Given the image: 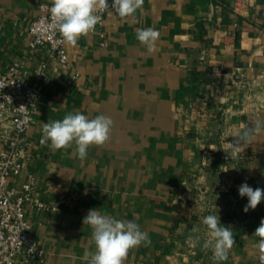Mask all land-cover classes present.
Segmentation results:
<instances>
[{
  "label": "crops",
  "instance_id": "0c3cea01",
  "mask_svg": "<svg viewBox=\"0 0 264 264\" xmlns=\"http://www.w3.org/2000/svg\"><path fill=\"white\" fill-rule=\"evenodd\" d=\"M40 1L0 0V74L19 61L32 80L33 67L48 60L51 77L39 85L26 132L28 163L17 183L31 173L38 197L68 199L56 211L25 207L44 251L29 264H87L84 254L94 245L82 221L91 209L133 220L150 238L149 246L129 250L124 264H214L201 247V220L209 214L236 240L219 264H260L254 232L264 198L245 213L248 198L238 189L247 183L264 190V132L235 156L228 143L241 124L264 120V0H144L126 18L108 10L103 36L95 29L75 46L65 44L66 68L29 45L28 22ZM149 27L160 33L154 53L135 38ZM76 112L114 121L111 139L89 147L83 161L75 145L53 150L41 143L43 123ZM10 133L0 117V148ZM196 235L201 245L193 246Z\"/></svg>",
  "mask_w": 264,
  "mask_h": 264
},
{
  "label": "clouds",
  "instance_id": "9594fccd",
  "mask_svg": "<svg viewBox=\"0 0 264 264\" xmlns=\"http://www.w3.org/2000/svg\"><path fill=\"white\" fill-rule=\"evenodd\" d=\"M51 4L50 13L55 27L64 42L75 46L82 36H87L101 23V13L111 8L121 18L130 17L143 9L144 0H112L111 5L108 0H51ZM159 36V31L151 27L137 29L135 34L136 40L146 46L150 53L157 51ZM113 128L114 121L103 114L89 119L80 112L68 113L61 120L42 124L41 143L53 150L75 145L78 158L83 161L89 147L103 146L111 139ZM262 132L264 120H254L251 125L241 124L231 132L229 135L235 137V140L228 143V146L233 149V156L244 151V145L251 144L254 137ZM238 191L241 197L248 198V203L243 208L245 213L250 209L254 210L264 198V190H254L247 183L240 185ZM82 222L92 229L90 243L94 245V251L89 250L84 254L87 264H124L129 250L141 244H151L147 233L133 220H120L91 209ZM201 223L206 226V238L201 245L199 235L190 236L193 246L201 245L203 250H210L214 264L227 260L236 242L233 231L223 226L219 216L215 214L203 217ZM180 227L182 229L185 225L182 223ZM254 235L259 238L254 247L258 251L260 264H264V218Z\"/></svg>",
  "mask_w": 264,
  "mask_h": 264
},
{
  "label": "built area",
  "instance_id": "2783aa9c",
  "mask_svg": "<svg viewBox=\"0 0 264 264\" xmlns=\"http://www.w3.org/2000/svg\"><path fill=\"white\" fill-rule=\"evenodd\" d=\"M108 3L111 5L112 0ZM51 6V0L39 2L38 14L27 26L31 35L29 45L31 48L43 47L49 58L56 59L62 68H66V42L55 27ZM105 13H101V23L95 27L100 36H103L100 27ZM32 72L33 79H27L22 64L14 61L0 74V117L11 124V133L1 138L0 148V264H17L19 260L29 264L41 261L44 255L25 215L27 205L41 211H56L60 204L68 202L63 198L59 203H49L38 197L34 192L35 177L31 173L17 183L28 163L26 132L34 121L39 85L51 84L48 60L39 61Z\"/></svg>",
  "mask_w": 264,
  "mask_h": 264
}]
</instances>
